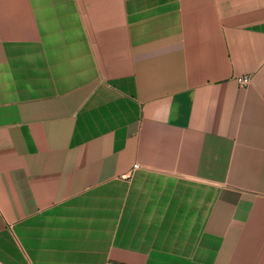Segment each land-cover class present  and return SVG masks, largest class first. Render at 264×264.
I'll use <instances>...</instances> for the list:
<instances>
[{"label":"crops","instance_id":"crops-1","mask_svg":"<svg viewBox=\"0 0 264 264\" xmlns=\"http://www.w3.org/2000/svg\"><path fill=\"white\" fill-rule=\"evenodd\" d=\"M0 264H264V0H0Z\"/></svg>","mask_w":264,"mask_h":264},{"label":"built area","instance_id":"built-area-1","mask_svg":"<svg viewBox=\"0 0 264 264\" xmlns=\"http://www.w3.org/2000/svg\"><path fill=\"white\" fill-rule=\"evenodd\" d=\"M239 81H240L241 84L246 85V84H248L250 82V79H249V77H244V78H240ZM137 167H138L137 165L134 166V169H136ZM129 177H130V174L129 175H124L123 179H127Z\"/></svg>","mask_w":264,"mask_h":264}]
</instances>
